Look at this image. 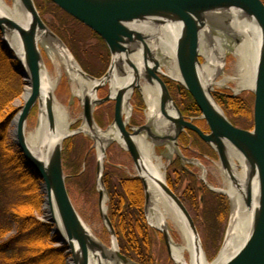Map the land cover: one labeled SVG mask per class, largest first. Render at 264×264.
Segmentation results:
<instances>
[{"label":"bare ground","instance_id":"6f19581e","mask_svg":"<svg viewBox=\"0 0 264 264\" xmlns=\"http://www.w3.org/2000/svg\"><path fill=\"white\" fill-rule=\"evenodd\" d=\"M206 14L207 15L204 17V25L199 32V53L200 56L206 58L208 62L205 65L201 63L198 73L202 87L208 98L214 106L221 111L220 106L216 104L217 102L213 97L215 85L224 87L229 81H235L237 83V88L235 90L237 94L244 90H250L254 93L263 47V34L255 18L247 16L246 13L240 9H222ZM0 17L12 18L27 31H34L36 44L40 53L43 54V50L47 53L57 72V76L55 77L42 62V93L39 121L34 130L26 133V139L30 149L48 166L52 162V158L60 147L63 138L71 132L79 130L82 134H90L91 136H88L95 140L94 147L98 153V160L103 165L107 157L103 150L109 143L116 141L122 146H125V143L116 125L113 124L108 129H103L96 123L90 127L84 117L85 99L89 98L93 106L100 98L99 92H95V87L98 83L83 74L81 67L76 59H74L75 56H72L71 50L69 51L58 40L53 39L47 30H43L36 25L32 13L24 6L22 0H0ZM217 17H222L227 25V29H225V31L223 30V32H227L229 36L231 35L238 39L239 42L229 40L226 33L224 34L219 31L221 34H217V29L213 28L210 23V20ZM130 27L137 30V32L143 36V39L150 49L151 56L154 57L153 60L152 58L148 59L149 66L153 67L156 62L158 63V71L169 78L181 81L182 75L178 65L177 49L183 32L182 23L171 16L164 19V21H155L151 19L135 22L131 24ZM8 38L16 54L21 59H24L26 53L25 44L20 32L16 30L12 31ZM210 40L215 42L214 44L219 54L218 57H214L212 49L208 46ZM144 50L145 48L142 43L139 44V47L137 44L136 51L130 55V60L138 66V79H136L128 63L125 61L122 63L120 56L115 55L113 57V70L106 80V86L110 87V93L113 96H115L120 89L125 90L126 101L123 115L124 118L126 117V124H129V119L132 114V106L130 105L129 99L136 89H140L147 103V124L152 128L154 134L163 138L153 140L150 137L148 138V135L146 136V134H144L146 132H143V134L137 137V144L142 153L141 162L142 166H144L142 174L146 178L150 195L147 214L148 220L156 229L168 232L170 255L176 264H224L243 248L254 230L255 216L259 207L258 200L260 195L258 175H254L250 178V166L242 152L232 143L224 141L230 168H219L224 181L222 191L227 194L231 202V214L220 253L214 260H211L207 256L201 237H197L194 234L180 207L166 192L163 186L167 182L165 173L166 165L162 158L157 155L156 146L158 142H168L169 156L174 154L179 155L178 146L174 137L177 129L161 111L162 89L155 79H152V81L149 79V74L143 60ZM229 53H232L236 57V72L233 76H226L216 81L215 77L218 76L219 72L224 67V61ZM124 59H126V57H124ZM121 69H123L125 75L121 72ZM64 75H67L69 78L73 97L79 99L83 106V123L78 129H73L75 122L69 110L58 101L54 93L57 83L60 82ZM135 84H137L138 87L134 90L133 86ZM31 91L32 87L26 85L24 90V103L30 96ZM49 102L52 103L53 106L55 117L54 128H51L48 119L47 105ZM166 112L176 116V109L171 101L167 103ZM248 186H251L252 191L253 202L251 206H248L245 201ZM108 197L109 194L107 195V193L104 192L101 199V209L104 214L108 212L109 215ZM70 198L72 200L71 195ZM52 205L54 217L57 223L60 224L59 212L53 194ZM84 226L88 232L89 238L92 239L93 242L101 244L102 242L100 243V239L97 237L93 227L89 226L86 222H84ZM172 230H175V232L180 235L181 241H176L172 234ZM118 245L119 243L116 238L112 237L111 246H107L108 248H105L104 252L107 255L115 256L120 247H118ZM73 249L77 254L78 250L76 245H74ZM94 251V249L90 248V264H137L136 261V263H124L118 258L105 259L101 256L103 250Z\"/></svg>","mask_w":264,"mask_h":264},{"label":"water","instance_id":"95a60500","mask_svg":"<svg viewBox=\"0 0 264 264\" xmlns=\"http://www.w3.org/2000/svg\"><path fill=\"white\" fill-rule=\"evenodd\" d=\"M62 10L91 28L99 36L103 38L111 52V64L108 71L100 78L94 77L82 68L83 74L89 79L97 82L95 92H99L106 86V80L110 72L113 70V57L120 56L122 63L127 62L132 69L136 79L139 77V69L136 63L130 60L131 54L136 51L137 44L144 45V63L149 74V79H155L162 89L161 111L164 116L171 121L176 127L177 132L175 140L184 131H193L198 134L207 144L212 145L217 151L219 158L225 169L230 168L224 141L232 143L238 150L242 152L250 166V178L258 175L260 182V195L258 200V211L255 216L254 230L247 240L243 248L224 264H264V0H51ZM24 6L32 13L35 23L39 28L47 30L53 39L58 40L68 50L66 43L62 38L52 30L41 16L34 0H22ZM237 8L246 13L247 16L255 18L258 22L263 34V47L258 66V74L256 80L255 103H254V128L252 130L244 129L236 126L231 122L229 117L225 115L223 110L219 111L208 98L204 91L200 76L199 68L201 66L199 53V32L204 25V17L206 13L216 10ZM173 16L183 25V32L178 43L177 58L182 80L178 81L190 92L196 101L200 111L201 119L205 120L209 132L203 130L195 123L194 118L186 117L175 103L167 83L162 76L165 74L158 71V63L155 62L153 67L148 64V59L153 60L150 49L143 39V36L137 30L130 27L131 24L139 21H147L154 19L155 21H164V19ZM166 17V18H165ZM19 31L24 39L25 55L21 59L9 42V34L12 31ZM0 36L3 41L4 48L10 52V57L17 61L15 69L23 77L27 85L32 87L30 96L22 107L18 109L12 125L14 126V141L20 152L29 162L36 175L41 179V190L45 195V204L47 210V222L53 224V234L58 235L59 244L65 245L70 255L69 264H90V248L103 250L101 256L105 259L118 258L124 263L134 262L120 250L115 256L107 255L104 250L108 248L101 240V244L93 242L89 238L88 232L82 221V217L78 213L74 203L72 202L67 189V176L63 165V145L66 139L82 133L81 131H73L62 140L60 147L55 152L50 165H45L30 149L26 139V126L28 117L33 108L39 102L42 93V72L41 65L43 62L42 54L36 44L34 31H27L22 25L9 17H0ZM70 51V50H69ZM71 52V51H70ZM149 53V55H148ZM72 54V53H71ZM153 55V54H152ZM73 56V54H72ZM74 57V56H73ZM126 57V59H124ZM75 59V57H74ZM77 61V60H76ZM78 63V62H77ZM79 64V63H78ZM80 66V64H79ZM81 67V66H80ZM121 72L124 73L123 69ZM162 74V75H161ZM172 79V78H171ZM175 80V79H173ZM137 84L133 86L135 90ZM126 93L124 89H120L113 96L111 93L104 98H99L97 104H103L109 101H115V118L114 125L120 131V136L124 140L125 146H122L129 152L137 170V177L143 183L145 191V212L148 214V206L150 195L148 192V184L143 173L142 153L137 144V137L146 132L148 137L153 140L163 139L154 134L152 128L148 125L133 127L126 124L124 118V104ZM168 101H171L176 109V116L166 112ZM217 104V103H216ZM89 98L84 102V117L90 127L96 124L94 118V106ZM219 106V105H218ZM48 119L51 128L55 126V117L52 103L47 105ZM90 135V134H88ZM91 136V135H90ZM160 142H158L159 144ZM109 146V145H108ZM108 146L103 150L106 155ZM105 164H101L98 160V187L101 199L104 192L107 193L103 172ZM166 192L180 207L181 211L188 220L194 234L200 237L193 216L188 210L186 204L178 195L168 181L163 185ZM52 194L59 212L60 224L57 223L53 214ZM245 201L248 206L252 205L251 186H248ZM103 220L117 242L116 230L107 213H103ZM148 218V215H147ZM158 230V229H157ZM164 235L168 250L170 252L169 235L165 230H160ZM74 245L78 250L76 254ZM94 251V252H95Z\"/></svg>","mask_w":264,"mask_h":264},{"label":"trees","instance_id":"16d2710c","mask_svg":"<svg viewBox=\"0 0 264 264\" xmlns=\"http://www.w3.org/2000/svg\"><path fill=\"white\" fill-rule=\"evenodd\" d=\"M35 2L42 16L48 12L55 15L58 25H53L52 29L66 43L84 71L101 77L107 71L111 59V52L103 38L51 0ZM91 38L97 40L96 45L87 44ZM93 55L98 60V68L101 69L92 67L86 61L87 56ZM16 64L17 61L10 57L9 50L4 48L0 36V145L10 144L12 121L18 112V109L13 107V102L24 91V79L15 69ZM183 95L186 105H182L183 113L201 115L196 101L187 89H184ZM253 102L237 98L233 103H229L228 107L235 110L234 112L244 110L252 117ZM230 120L235 123L232 118ZM190 133L196 135L193 131ZM91 142L88 136L82 134L65 140L63 164L64 170L67 171V184H70L72 178H79L82 183L85 181L84 175L88 173L81 171L83 164L87 162L86 154ZM1 160L0 264H68L69 254L66 246L49 244L58 243V235L53 234V224L37 219L31 212V205L36 209L42 205L41 179L34 172L32 165L18 150L6 157L5 161L2 158ZM87 160L90 163L91 157ZM104 180L110 197L109 215L117 232L122 253L140 264H151L154 234L145 218V196L141 180L110 166H107L104 172ZM199 185L196 183L190 187V199L194 205L196 198L200 197ZM212 195L217 196L214 192ZM210 202L207 213L213 221L212 229L216 232L221 220L227 215V210L222 201L220 206L214 205L213 198Z\"/></svg>","mask_w":264,"mask_h":264},{"label":"rangeland","instance_id":"374dc122","mask_svg":"<svg viewBox=\"0 0 264 264\" xmlns=\"http://www.w3.org/2000/svg\"><path fill=\"white\" fill-rule=\"evenodd\" d=\"M44 20L48 26L52 29L53 25H58L56 17L52 13H46L43 16ZM213 28H216L217 34L226 33V36L229 40H234L239 42L238 39L229 36L225 29L227 25L222 17L213 18L210 20ZM53 30V29H52ZM221 33H220V32ZM215 42L209 41L208 46L212 49L214 57H218V50L215 47ZM88 45H96L97 40L91 38L88 40ZM68 47V46H67ZM69 48V47H68ZM70 50V49H69ZM72 53V51H71ZM73 54V53H72ZM74 56V55H73ZM86 58V57H85ZM111 58V57H110ZM43 63L48 68V70L56 77L57 72L55 66L47 53L43 50L42 54ZM76 59V58H75ZM77 60V59H76ZM202 64H206L208 61L203 56H200ZM86 61H88L92 67L98 68V60L93 56H87ZM236 57L229 53L224 61V67L216 76V81L223 79L226 76H233L236 72L235 68ZM78 62V61H77ZM79 63V62H78ZM80 64V63H79ZM111 64V59H110ZM109 64V67H110ZM81 66V65H80ZM108 67V69H109ZM82 68V66H81ZM83 69V68H82ZM101 69V68H98ZM107 69V71H108ZM84 70V69H83ZM106 71V72H107ZM105 72V73H106ZM104 73V74H105ZM103 74V75H104ZM102 75V76H103ZM162 75V74H161ZM101 76V77H102ZM167 82L170 93L182 111V107L186 106L185 99L183 95L184 85L179 83L176 80H173L169 77L162 76ZM100 78V77H98ZM26 82L24 80V90L26 87ZM237 83L235 81H229L228 84L224 87L214 86L213 97L220 108L223 110L225 115H227L233 120H235V125L244 129L252 130L254 128V102H253V114L252 117L249 114H246L244 110H235L230 109L229 103H233V100L237 98H243L247 100L254 101V93L250 90H244L241 93H236ZM55 96L58 101L65 105L69 110L73 121V129H78L82 126L83 123V106L79 99L73 97L69 78L67 75H64L60 82L57 83L54 90ZM110 94V87L105 86L99 91V97L104 98ZM233 99V100H232ZM130 105L132 106V114L129 119V124L133 127H139L147 124L146 112H147V103L140 89H136L133 92V95L129 99ZM24 105V91L20 97L15 99L13 102V107L19 109ZM183 105V106H182ZM231 105V104H230ZM114 101H109L103 104H97L94 106V118L96 123L103 129H108L111 125L114 124ZM230 110L232 112H230ZM40 106L39 103L33 108L30 116L28 117L26 133L34 130L39 121ZM183 113V111H182ZM186 117L194 118L195 123L201 126L206 132H209V127L205 120L201 119L202 115L194 116L184 114ZM126 118V117H125ZM14 126L12 125V130L10 133V144L0 145V160L1 158L5 161L6 157H9L12 154H15L19 150L18 146L14 141ZM79 133L77 135H80ZM147 136V133H144ZM86 135L87 134H82ZM75 136V135H74ZM73 137V136H72ZM90 138L91 147L90 151H87L86 161L83 164L82 171H86L88 174L84 175V182L79 178H72L70 184H67L69 193L72 197V201L82 217L83 221L86 222L89 226L93 227V230L96 232L97 237L107 246H111L112 235L102 218L101 209H100V196H99V187H98V153L95 145V140L92 137ZM70 138V137H69ZM149 138V137H148ZM178 146L179 155L174 154L169 156L168 151V142L161 141L156 146L157 155L160 156L166 165V179L172 189L181 196L182 200L186 204L188 210L194 218L196 223L199 235L203 242L204 249L207 253V256L214 260L223 246L224 239L226 236L227 228L229 225V219L231 214V202L226 193L222 191L224 187L223 177L219 167H223V164L219 158V155L215 148L212 145L204 142L197 134L193 135L190 131H184L176 141ZM64 150V145H63ZM107 157L105 158V169L107 166L112 167L116 170H121L130 177H137V170L134 165V162L131 158V155L126 151L122 145L116 141L109 143V146L106 151ZM91 157L90 163H88V157ZM64 157V156H63ZM2 161V160H1ZM224 168V167H223ZM66 175L67 171L65 170ZM68 178V177H67ZM114 178V177H113ZM79 179V180H78ZM82 179V178H81ZM200 184V197L196 198V205H194L190 199V187L192 184ZM106 185V183H105ZM107 188V185H106ZM108 191V190H107ZM212 192L217 196L212 197ZM42 205L39 209H36L35 206H30L32 214L42 221H47V210L45 204V195L42 193ZM109 194V192H108ZM145 196V191H144ZM214 199V205L220 206L224 203V208L226 207L227 215L224 220L222 219L218 231L212 229L213 221L211 220L208 211V206L210 205L211 199ZM110 197H108L109 204ZM35 200L32 201V203ZM145 203V201H144ZM34 204V203H33ZM207 209V210H206ZM145 210V205H144ZM145 218L148 226L151 228V231L154 234L153 241V261L151 264H176L173 258L170 255L168 250L164 235L161 231L157 230L148 220L146 212ZM172 234L176 241H181L180 235L172 230ZM51 246H58L59 243H49ZM68 253V249H67ZM69 254V253H68ZM70 262V255H68V264ZM137 264H140L137 262Z\"/></svg>","mask_w":264,"mask_h":264},{"label":"flooded vegetation","instance_id":"af4514ba","mask_svg":"<svg viewBox=\"0 0 264 264\" xmlns=\"http://www.w3.org/2000/svg\"><path fill=\"white\" fill-rule=\"evenodd\" d=\"M181 137V136H180Z\"/></svg>","mask_w":264,"mask_h":264}]
</instances>
